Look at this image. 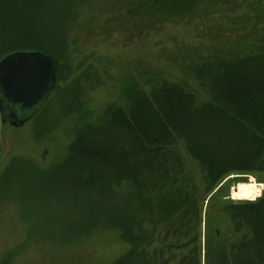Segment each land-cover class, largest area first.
<instances>
[{"label":"trees","instance_id":"16d2710c","mask_svg":"<svg viewBox=\"0 0 264 264\" xmlns=\"http://www.w3.org/2000/svg\"><path fill=\"white\" fill-rule=\"evenodd\" d=\"M106 16L125 32L200 16L217 22L209 43L172 62L188 84L144 56L116 81L112 60L90 73L73 58L75 36ZM15 51H41L57 63V87L32 121L36 138L87 110L96 79L119 87L116 100L75 128L59 164L30 163L35 196L70 211L58 216L76 228L67 242L114 234L127 249L109 264H264V195L224 203L218 213L229 234L210 232L219 183L264 173V0H0V59Z\"/></svg>","mask_w":264,"mask_h":264},{"label":"rangeland","instance_id":"374dc122","mask_svg":"<svg viewBox=\"0 0 264 264\" xmlns=\"http://www.w3.org/2000/svg\"><path fill=\"white\" fill-rule=\"evenodd\" d=\"M216 22L214 17L205 19L200 16L191 23L173 21L158 32L138 30L133 24L125 32L118 17H100L92 23L91 29L86 26L75 36L78 41L75 48L79 52L73 54L74 62L75 65L83 64L82 70L92 73L106 65L103 60H112L111 67L118 81L125 74V68L135 73L137 58L144 56L149 64L162 66L160 68L164 71L172 72L173 77L188 84V77L172 62L186 50L209 43L212 39L208 28ZM229 38L235 40L237 34L225 36V40ZM82 73L74 72L76 76ZM101 80L103 84L96 79V85H93L92 78V85L88 83V109L64 120L61 127L47 137H35L33 119L22 127L11 128L3 124L0 117V264H109L127 249L114 234L101 232L67 242L75 235L76 228L71 233L68 231L69 219L58 216L69 215V209L54 202H44L43 194L35 196L36 190L28 184L33 181L30 178L37 175L31 164L45 168L59 164L73 140L75 128L92 121L107 102L117 99L120 94L118 84L107 78ZM17 158L22 160L13 162ZM192 166L198 176L199 166ZM240 184L259 185L258 195L233 197V190ZM221 187L224 188L221 197L212 199L214 226L210 232L218 228L219 235L227 236L231 228L223 220L224 215L218 213L220 207L230 201L248 202L261 198L264 195V173L230 174L210 196ZM9 254L14 256L7 257Z\"/></svg>","mask_w":264,"mask_h":264},{"label":"water","instance_id":"95a60500","mask_svg":"<svg viewBox=\"0 0 264 264\" xmlns=\"http://www.w3.org/2000/svg\"><path fill=\"white\" fill-rule=\"evenodd\" d=\"M58 84L57 63L41 51H15L0 59V117L22 127L45 107ZM46 153V152H45ZM219 236V229L216 228Z\"/></svg>","mask_w":264,"mask_h":264},{"label":"bare ground","instance_id":"6f19581e","mask_svg":"<svg viewBox=\"0 0 264 264\" xmlns=\"http://www.w3.org/2000/svg\"><path fill=\"white\" fill-rule=\"evenodd\" d=\"M258 186L256 184H240L233 190V194H234L233 197L235 198L255 197L258 195L259 192V188H257Z\"/></svg>","mask_w":264,"mask_h":264}]
</instances>
